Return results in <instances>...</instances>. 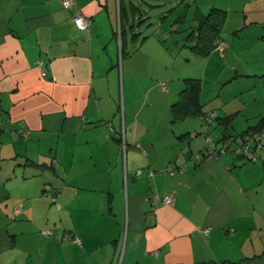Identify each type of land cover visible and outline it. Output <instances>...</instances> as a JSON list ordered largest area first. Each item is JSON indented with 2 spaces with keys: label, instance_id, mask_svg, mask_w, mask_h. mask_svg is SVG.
Masks as SVG:
<instances>
[{
  "label": "crops",
  "instance_id": "obj_1",
  "mask_svg": "<svg viewBox=\"0 0 264 264\" xmlns=\"http://www.w3.org/2000/svg\"><path fill=\"white\" fill-rule=\"evenodd\" d=\"M74 1L0 0V264H35L34 233L39 264H264V147L252 162L230 151L196 160L209 146L238 145L264 119L263 105L243 112L247 124L237 128L234 110L246 109L237 93L230 110L219 96L203 97L207 75L219 78L225 65L233 73L225 83L264 76V0H177L191 19L224 10L223 29L239 19L221 33L224 50L203 57L190 49L204 58L202 76L183 78V87L201 79L203 113L181 120L172 106L183 88L175 102L152 94L160 82L150 81L147 55L164 69L175 62L161 31L129 28L131 1ZM77 9L91 19L88 30L76 26ZM170 17L163 33L179 18ZM117 53L124 83L130 76L122 107ZM139 75L148 95L134 94ZM154 192L173 203L153 202Z\"/></svg>",
  "mask_w": 264,
  "mask_h": 264
},
{
  "label": "rangeland",
  "instance_id": "obj_2",
  "mask_svg": "<svg viewBox=\"0 0 264 264\" xmlns=\"http://www.w3.org/2000/svg\"><path fill=\"white\" fill-rule=\"evenodd\" d=\"M128 1L129 2L131 1V3H129ZM204 1L205 0H199V3L198 2L197 3L201 5L205 3ZM127 2L129 3V13H130L129 18H128L130 19L129 28L134 26V31L136 32L141 31L143 35L150 34V32L152 31H155L156 33L161 31L159 33L162 38L161 42L162 43L167 42V46L171 47V49L173 50L171 59L172 61H175L173 64L174 66L170 65L172 67H169L168 69H164L157 64L155 65L153 63L154 55H151V56L147 55V56L151 58L150 60L151 64H149L151 72L149 73L150 75H148L150 79L152 78V80L150 81H154L156 83L160 82V85L156 86L157 88L153 91L152 94H155V96L157 95L156 97H158L159 99L160 98L163 99L162 102L164 103L167 102L168 97L169 98L174 97L173 102H175L178 100L179 92L183 88V78L202 76V66L204 64V58H199V57L194 56L192 52L190 51V48L184 46V44L186 43V37L190 33V29L188 28L189 26L188 21L177 22L173 24L172 26L167 24V27H169L170 30L165 33H163L164 31H162L163 28L162 29L160 28V24L164 22L165 20L163 19L164 13H168V15L169 14L171 15V17L169 18L171 19V21L169 22H172L174 18L177 19L178 17H180V12H183V15H182L183 18L190 20L191 19V14L189 13L190 8L189 7L186 8L182 6L180 9L181 1L177 2V0H127ZM154 4H157V5L154 6ZM176 7H177V10H176ZM207 10L208 9H206L205 12H207ZM185 11L187 12L184 13ZM238 20L239 19H231V22H233L234 24V22L237 23ZM231 22L228 24L227 28L223 29L222 35L224 36L229 35L228 33L229 29H231L233 26V24L231 26ZM177 25L178 27H176ZM259 27L262 29L261 34H264V25L261 24L259 25ZM129 28H128V39H129L128 42H129L130 47L128 50L129 52H132L133 49L136 47L131 46L132 39H131V31ZM256 34H257L256 32H252L251 37L257 36ZM240 35L241 36L247 35V37H250L248 31L241 33ZM238 36L239 35H237L236 37ZM148 43L146 45H148ZM144 49H145L144 51L145 54H150V53L152 54L150 49H148V46H146ZM141 55L146 58L144 54H141ZM147 63L148 62L146 63L144 62V64L148 66ZM114 65L116 69L122 70L121 76H119L118 78L120 79L119 80L120 85H119V91L117 95L119 98V103H121V107H122V105L124 104V85L126 84L127 86L130 76L126 75L125 77L126 83H124L123 59L122 57L118 56V53L115 56ZM145 68H144L145 72H143L144 73L143 75H146L145 73H147L146 72L147 69ZM230 68H231L230 65L229 66L225 65L221 72V76L217 79L212 78L211 76L207 75L206 90H205L203 97L206 98L207 100H211L212 98H215V97L217 98L219 96V98L217 99L219 103L221 105L226 104L227 110H230L238 106L237 103L239 102V100L235 98V94L237 93V95L240 97V101L245 102L244 105L246 109L245 111L243 109L242 112L237 111L238 108L235 109L234 111L236 112V114L234 118L236 119L233 122L234 124L236 123V125L238 126L237 128L242 129L243 125L245 126V124H247V121L245 120L244 115L242 113L244 112V114H247L249 116L251 113L256 112L258 107H261L264 105V76L262 77L253 76L251 78L240 77L234 82L225 83L226 80L229 79L230 75L233 74L232 69ZM143 75H139L138 77L140 78L137 77L138 82H136V84L133 87V89L136 90L134 94L141 93L142 91H146L147 95L150 93L149 87L147 85L148 78ZM142 79H146V81H143ZM255 81H257L258 83V89H257L258 91H256L253 87ZM162 83L166 84L167 90H163L161 86ZM126 89L128 91V88ZM115 93H117L116 87H115ZM168 93H171V94L167 96ZM256 94H258V96H256ZM127 98H128V92H127ZM206 107L211 108L212 106L211 104H208ZM162 112L167 113L168 108L167 107L162 108ZM234 130L235 129H231L230 131L235 132ZM219 132L220 131L214 133V136L218 135ZM260 150L258 151L259 153H260ZM249 162H252V161H249ZM38 238H39V235L34 233V237H32V239L28 241L27 243V245L33 250V257H32L33 260L32 261H35V258L37 259L35 264L40 263V260L42 257L41 253L43 250L42 245L39 242L40 240Z\"/></svg>",
  "mask_w": 264,
  "mask_h": 264
},
{
  "label": "trees",
  "instance_id": "obj_3",
  "mask_svg": "<svg viewBox=\"0 0 264 264\" xmlns=\"http://www.w3.org/2000/svg\"><path fill=\"white\" fill-rule=\"evenodd\" d=\"M225 17L226 12L216 7H212L208 13L198 14L190 20H187L183 18V16H180L177 19V22L188 21V28L190 29V33L187 35L186 43L184 45L189 46V48L194 52L195 55L203 57L208 56L211 51L217 47L218 40L221 39ZM192 20L196 21L197 24L195 25ZM184 82L185 85L180 92L179 101L172 106L175 119L177 120L185 119L188 116L198 113H203L202 103L200 101L202 86L201 79L186 78ZM231 121L232 117L227 123H230ZM263 127L264 119L261 120L259 126L253 129L260 130Z\"/></svg>",
  "mask_w": 264,
  "mask_h": 264
},
{
  "label": "built area",
  "instance_id": "obj_4",
  "mask_svg": "<svg viewBox=\"0 0 264 264\" xmlns=\"http://www.w3.org/2000/svg\"><path fill=\"white\" fill-rule=\"evenodd\" d=\"M65 6L69 8H74L75 7V1L74 0H63ZM74 22L76 26L80 29L83 30H88L90 25H91V19L87 16H85L83 13H81L80 10H76L74 14ZM218 50L222 51L225 48V43L223 41H220L216 47ZM46 72L43 69L42 74L44 75ZM163 89H167V86L165 83H162ZM213 114H207L203 115V120H204V127L205 130L208 129L209 126V121L211 120ZM23 132V131H22ZM264 136V129L260 130H255L252 132H247L244 133L241 142L238 145H235L234 147L232 146H227V145H222L220 147H213L209 146L206 149H204L201 153L196 155V160L201 161L203 157L206 158H218L220 157L223 153L230 151L235 155H241L246 159H249L251 161H256L259 157V150L264 147V144L262 143V137ZM209 140H211V137L208 136ZM174 166V164H172ZM181 170H183L185 167L184 165L179 166ZM141 170L139 169L137 171V174H140ZM171 174H174V170L170 171ZM151 199L153 202L157 201L158 199H162L165 203L172 204L173 203V198L170 195H164L162 198L158 194V192H154L151 195ZM207 229H205V233H207ZM47 233V232H46ZM156 253V252H155Z\"/></svg>",
  "mask_w": 264,
  "mask_h": 264
}]
</instances>
